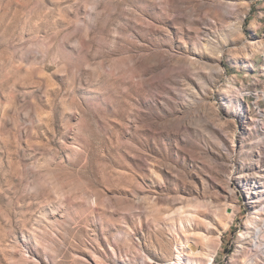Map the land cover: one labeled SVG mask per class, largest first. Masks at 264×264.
Instances as JSON below:
<instances>
[{
  "label": "rangeland",
  "instance_id": "obj_1",
  "mask_svg": "<svg viewBox=\"0 0 264 264\" xmlns=\"http://www.w3.org/2000/svg\"><path fill=\"white\" fill-rule=\"evenodd\" d=\"M263 219L264 0H0V264H247Z\"/></svg>",
  "mask_w": 264,
  "mask_h": 264
},
{
  "label": "bare ground",
  "instance_id": "obj_2",
  "mask_svg": "<svg viewBox=\"0 0 264 264\" xmlns=\"http://www.w3.org/2000/svg\"><path fill=\"white\" fill-rule=\"evenodd\" d=\"M255 232L254 236L258 238L257 241L253 244L254 246L263 245V248H249L247 250H244V257L246 259L247 264H264V219L262 222L255 226ZM178 260L179 258L176 257ZM212 256H208V260H212Z\"/></svg>",
  "mask_w": 264,
  "mask_h": 264
}]
</instances>
